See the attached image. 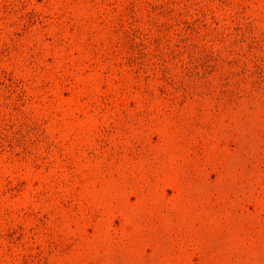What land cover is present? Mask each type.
Returning a JSON list of instances; mask_svg holds the SVG:
<instances>
[{
	"label": "rangeland",
	"instance_id": "374dc122",
	"mask_svg": "<svg viewBox=\"0 0 264 264\" xmlns=\"http://www.w3.org/2000/svg\"><path fill=\"white\" fill-rule=\"evenodd\" d=\"M0 264H264V0H0Z\"/></svg>",
	"mask_w": 264,
	"mask_h": 264
}]
</instances>
